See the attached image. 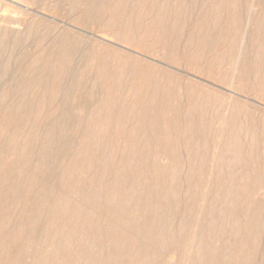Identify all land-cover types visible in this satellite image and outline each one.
<instances>
[{"label":"rangeland","instance_id":"1","mask_svg":"<svg viewBox=\"0 0 264 264\" xmlns=\"http://www.w3.org/2000/svg\"><path fill=\"white\" fill-rule=\"evenodd\" d=\"M3 170L0 264H264V0H0Z\"/></svg>","mask_w":264,"mask_h":264},{"label":"bare ground","instance_id":"2","mask_svg":"<svg viewBox=\"0 0 264 264\" xmlns=\"http://www.w3.org/2000/svg\"><path fill=\"white\" fill-rule=\"evenodd\" d=\"M139 83V82H138ZM171 93V92H170ZM142 98V97H141ZM109 112H105V115H108ZM177 131L179 132L178 128H177ZM185 157V156H184ZM207 159V158H206ZM199 160V159H198ZM206 161V160H204ZM236 167V166H235ZM10 178V176L7 175V172L6 170L4 171L3 170V174L1 173L0 174V196L2 195V183L4 182L5 178ZM6 215L4 213V210L2 209V206H0V224H2L4 222V219H5ZM13 234L10 232L8 233H5L2 229H0V246L2 247V243H3V239L6 238V237H12ZM6 246V245H5ZM3 259V255H0V262L2 261Z\"/></svg>","mask_w":264,"mask_h":264}]
</instances>
